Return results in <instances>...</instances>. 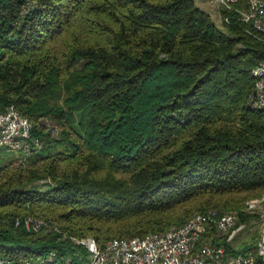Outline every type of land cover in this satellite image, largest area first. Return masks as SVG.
<instances>
[{
  "label": "trees",
  "instance_id": "obj_1",
  "mask_svg": "<svg viewBox=\"0 0 264 264\" xmlns=\"http://www.w3.org/2000/svg\"><path fill=\"white\" fill-rule=\"evenodd\" d=\"M222 13L231 35L193 0H0V110L38 140L0 166V258L87 264L70 237L101 245L206 209L248 221L235 197L185 207L264 188V108L246 100L264 41ZM25 215L58 231L13 225Z\"/></svg>",
  "mask_w": 264,
  "mask_h": 264
},
{
  "label": "built area",
  "instance_id": "obj_2",
  "mask_svg": "<svg viewBox=\"0 0 264 264\" xmlns=\"http://www.w3.org/2000/svg\"><path fill=\"white\" fill-rule=\"evenodd\" d=\"M209 2L218 8L217 19L223 24H229L233 16L223 14L222 11L231 12L235 14L245 34L264 41V0ZM250 75L253 78V89L247 96V103L251 108H264V60L254 63ZM30 130L31 122L19 115L12 105L0 110V147L20 151V158L27 156L30 143L38 145V140L30 136ZM48 131L50 135L56 134L54 128H48ZM244 209L251 214L259 212V230L254 247L235 254L227 252L224 244L231 245L245 224L238 222L236 211L218 213L215 209L197 212L180 224L171 225L162 231L110 238L101 245L93 237H70V240L88 251L87 264H264V195L248 199ZM13 225L32 232L42 229L58 231L54 224L32 215L16 218ZM210 225V233L204 234ZM47 260H53L52 252L48 254ZM0 264L9 262L0 258ZM21 264L33 262L25 261Z\"/></svg>",
  "mask_w": 264,
  "mask_h": 264
},
{
  "label": "rangeland",
  "instance_id": "obj_3",
  "mask_svg": "<svg viewBox=\"0 0 264 264\" xmlns=\"http://www.w3.org/2000/svg\"><path fill=\"white\" fill-rule=\"evenodd\" d=\"M195 6L198 8L204 10L209 14V17L211 21L214 23L216 27H218L221 31L225 32L226 34L231 35V33L223 26V23L218 20L217 14H219L218 8L211 4L209 0H193ZM57 130V129H56ZM57 132V131H56ZM18 154H21L20 151H12L7 149L6 147L2 146L0 147V166L11 163V164H17L20 162V158ZM48 182V180H40L38 182ZM264 195V188H262L259 191H253V192H247V193H234V194H228V195H222V196H208L206 198H195L187 203L185 207H193L199 202H206V201H216L217 203L222 202L223 200H228L229 198H237L239 201H241V205H244V203L250 199V198H257ZM210 207V206H208ZM177 212L182 211V207H178ZM258 211H254L252 213V216L248 219V221L243 222L245 224V228L240 231V233L235 237L233 240V243H231L232 247H234L237 250H240L244 247L250 246L254 244V240L256 239L258 235L259 230V221H258ZM85 237H91V236H85ZM82 237V238H85ZM96 242V241H95ZM89 259V257H88Z\"/></svg>",
  "mask_w": 264,
  "mask_h": 264
},
{
  "label": "water",
  "instance_id": "obj_4",
  "mask_svg": "<svg viewBox=\"0 0 264 264\" xmlns=\"http://www.w3.org/2000/svg\"><path fill=\"white\" fill-rule=\"evenodd\" d=\"M253 93H255V91H253Z\"/></svg>",
  "mask_w": 264,
  "mask_h": 264
}]
</instances>
